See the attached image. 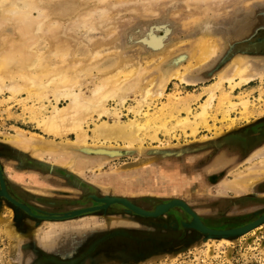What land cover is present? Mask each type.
<instances>
[{"label": "rangeland", "instance_id": "1", "mask_svg": "<svg viewBox=\"0 0 264 264\" xmlns=\"http://www.w3.org/2000/svg\"><path fill=\"white\" fill-rule=\"evenodd\" d=\"M0 1V57L11 60L13 72L43 69L37 81L44 78L49 88L78 76L84 96L108 81L119 82L107 94L134 87L124 107L108 100L107 108L119 109L122 121L137 116L141 87L163 85V95L138 116L158 128L157 138L150 137L154 131L142 132L148 135L143 144L131 148L93 139L95 124L115 119L98 115L86 125V146L64 143L46 135L36 120L39 112L51 113L49 91L41 101L26 92H0V171L18 203L0 196V264H264V222L238 235L264 219V179L241 194L221 189L264 166V140L257 139L264 126V0ZM151 39L161 44L158 49ZM181 55L188 56L164 77L165 63ZM110 59L112 66L100 68ZM237 59L260 76L232 89L219 75ZM131 65L127 79L120 72ZM183 75L192 82H182ZM217 83L206 123L195 136L183 131L177 124L198 112ZM180 102L185 107H177ZM166 128L174 130L168 134ZM18 134L20 141H13ZM49 151L66 160L55 163ZM252 152L263 155L246 159ZM112 198L147 212L183 201L226 238L192 228L193 216L180 206L146 217L122 203L102 202ZM86 209L94 210L72 216ZM23 214L32 223L22 222Z\"/></svg>", "mask_w": 264, "mask_h": 264}, {"label": "bare ground", "instance_id": "2", "mask_svg": "<svg viewBox=\"0 0 264 264\" xmlns=\"http://www.w3.org/2000/svg\"><path fill=\"white\" fill-rule=\"evenodd\" d=\"M9 1H11V0H8V2ZM21 1L24 2V0H20V2H18V0H17L15 2L21 3ZM3 5H4V3H3ZM24 6H26V5H24ZM31 6L33 7V5H31ZM21 7H23V6H21ZM23 9L25 10V8H23ZM150 36H152V35H150ZM152 38H154V37H152ZM148 43L154 49H158L161 45V44L158 45V43H156V41L154 39H151L150 42H148ZM198 51H200L199 56H198V54L196 56L199 57L198 60H200V62L198 61V63L201 64V59H202V56L204 55V51H202V49H200ZM99 52H101V51L96 52L97 54H95V55H98ZM99 54H101V53H99ZM11 56H14V55H10V57ZM187 56L181 55V56H178L173 62H170L169 64L165 63V64H167L168 68L164 69L165 70L164 77H167L168 73L171 71L172 68H177L180 64H182L186 60ZM2 58L0 57V92L3 93L4 89H8L14 95L21 93V92H23V93L26 92L28 95H30L31 98H36V99L41 101L42 99H40V98H43L42 96L45 95V92L49 91V93H47V94H51L54 97V103H52V105L50 107L51 113L47 116H40L41 113L39 112V117L36 116L37 117L36 120L38 122L40 129H42V131L46 135L58 137L62 141H64V143L65 142L69 143V145L86 146L87 139L89 138V136H88L89 131L86 130L87 129L86 125L88 124V121L90 118H93V116L98 115L99 117L107 116L108 118L109 117L115 118L112 121L113 123L108 122L107 118H105L107 121L102 120L98 124L94 123L95 126H94V129L92 131L93 139H95L99 142L102 141L103 144L104 143L110 144L112 142L122 143V144H125L127 147H130V148L135 146L136 144L142 145L144 142L143 136H148L146 134L142 135V132L147 133L149 130L155 132L154 136L153 135L150 136L152 138V140H155L157 138L156 135L158 132L157 131L158 128H156L155 126H151L150 121H147L145 124H143L138 119V116L141 114V111L143 110L142 108L144 107V105L150 106L149 100H151L154 96L155 97L156 96L161 97L163 95V92H162L163 91L162 90L163 85L160 86L159 84H156V83H152V84L149 83L150 85L143 86L138 91L135 89L141 95V99L139 100V104H138L139 109L135 112L137 114V116L134 118H130L127 121H122L120 118L121 116L119 114V111H120L119 109L110 110L107 108L108 100L111 98H116L118 101L117 105L119 106V108H120V106L124 107L128 101L129 93L132 91V89L134 87H127L126 86L125 89L123 91H120L118 94L117 93L107 94L111 91L110 89L117 86V84L119 82V81L118 82L116 81V83L113 84L114 81H112L113 82L112 85L109 86L108 84L110 83V81H108L109 82L107 84L108 86L105 84H100L99 86H97V88L95 90L93 89L94 91H93L91 96H84L81 93L82 90H80V89H82L83 82L80 78H78V76L77 77L76 76H66V77L60 78L58 81H56L53 84L52 87L49 88V87H46L43 85L44 82L42 79H44V78H41V80L37 81V78H39L40 75H42L43 69H42V71L40 70L41 72H38V73L37 72L27 73L25 70H18V69L15 72H13L10 69V67L12 65L8 63V61H11V60H8L9 57L8 58L5 57L8 61L3 60ZM13 61L15 62V60H13ZM13 61L10 63H14ZM114 61H113V59H110L107 62H105L104 64L102 62L103 66H101L100 68L112 66ZM22 64H23V62H22ZM9 65H11V66H9ZM118 66H120V65H118ZM134 67H132V65H131V67L130 66L128 68L126 67L127 69L123 70L120 73L122 75H124V77L126 76L128 79V77L130 78V76H128V75L133 74ZM70 69H69V71H71ZM69 71L67 73L70 74ZM43 72H45V71H43ZM49 72L50 71H48V73ZM12 73L14 75H17L18 79H14V80L11 79L12 81L10 82V84L7 83L9 85H6L5 84L6 79L12 78V76H14V75H12ZM65 74H66V72H65ZM71 75H72V72H71ZM259 76L260 75L258 74L256 69H253V67L250 64H248V63L245 64L243 61L237 59L235 62H233L232 66L228 69L227 73H224V74L221 73L219 75V81L221 83L228 81L230 83L231 88L235 89V88L240 87L242 85H247V84L253 82ZM187 77H186V75H183V76H180V79L182 82H186V83L192 82ZM111 80H112V78H111ZM114 80H117V79L115 78ZM105 83H107V81ZM220 84L217 83L213 88H211L209 90L208 99L204 103L201 104V106L198 109V112L193 114L192 115L193 117H191V118H190L191 115L189 114L190 109L188 108L187 112H188V115H190V116H187V118H184L183 120H181V122L178 123L177 126L179 125V127H181L183 129V131H186L187 129H189L190 131H192V134L195 136V134L199 131V126L202 124H205L207 121L209 109L212 107L214 98L216 96V92H217ZM154 86H156L158 89L156 90L154 88ZM136 91H135V93H136ZM155 91H156V93H155ZM63 102H65V105H64V107H61V104ZM246 104H245V106L248 105V104L247 105ZM185 105H186L185 102H182V103L180 102V103H177L176 106L177 107H185ZM230 106L233 107L232 105H230ZM234 107H235V105H234ZM90 120H92V119H90ZM94 122H96V121H94ZM176 128L177 127H175V129ZM166 130H167V133L170 134L171 131L174 130V128L172 130H169L168 128H166ZM20 135L19 134L16 135V137L13 141H15V142L20 141L19 140ZM71 135H75V140L71 141L69 139V137ZM27 145H29V144H27ZM23 146H24V144H23ZM28 147L29 146H26V145L24 146V148H28ZM49 152H50L49 153L50 155L48 156V158L53 160L55 163H63L66 160L64 155L58 154L57 152L56 153L51 152V151H49ZM100 152H102V151H100ZM258 153H260V152H258ZM221 154L226 156L225 152H223ZM254 154L255 153H253V155H251L250 158H252L253 156H257V155H260V156L263 155V154H255V155ZM80 166L82 167L83 163H80ZM263 179H264V166H262V167L255 166L252 169H250L247 174H245V175L241 174L234 181L230 180L229 181L230 183L224 182L221 185V189L223 190V192L224 191H228V192L231 191V192H234L235 194H241L243 192L248 191L254 184H256L257 182H259ZM142 190H144V189H142ZM23 216H24V214L22 215V218H23L21 220L22 222L32 223L31 220L24 218ZM20 217H21V215H20ZM222 240H224V239H222ZM223 242H225V241H222V243Z\"/></svg>", "mask_w": 264, "mask_h": 264}, {"label": "water", "instance_id": "3", "mask_svg": "<svg viewBox=\"0 0 264 264\" xmlns=\"http://www.w3.org/2000/svg\"><path fill=\"white\" fill-rule=\"evenodd\" d=\"M0 183H1L0 196H4L5 198L10 200L11 202H13L15 204H18L12 197L9 196V194H8V192L6 190L4 179L2 178L1 171H0ZM102 202H104L106 204L122 203L126 207H128V208L134 210L135 212H137L138 214H140L142 216H146V217H158L160 215H163V214L167 213L170 209L180 206V207L184 208L187 212H189L193 216L194 221L190 225L192 228H195V229H197V230H199L200 232H203V233L211 234V235H213L215 237H218V238H221V237H225L226 238V235L220 234L221 232L213 231V230H210L209 228H207L202 223V221L198 218V216L190 209V207L185 202L180 201V200H176V201H173V202H171L169 204L159 206L156 209L155 212L144 211V210L138 208L136 205H134L131 202H129L128 200H126V199H120V198L103 199ZM93 210L94 209L79 210V211L74 212L72 214V216H76L78 214H82L84 212H89V211H93ZM263 222H264V219L261 220L260 222H257V224L255 226H253V227H250V229L248 228L246 230L241 231L240 233H238V235L248 232L249 230L253 229L254 227L258 226L259 224H261ZM229 236H233V235H229Z\"/></svg>", "mask_w": 264, "mask_h": 264}, {"label": "flooded vegetation", "instance_id": "4", "mask_svg": "<svg viewBox=\"0 0 264 264\" xmlns=\"http://www.w3.org/2000/svg\"><path fill=\"white\" fill-rule=\"evenodd\" d=\"M260 130H261V136H259L257 139L258 140H264V126H262L261 128H260ZM260 135V134H259ZM237 145V144H236ZM236 149H238V146L236 147ZM258 152V151H257ZM253 153H256V152H252V153H250L249 154V156L246 158V159H248L251 155H253ZM15 214H17L18 216L20 215V214H22V212H20L19 210H15ZM29 217V216H28ZM30 218V217H29ZM31 220H32V218H31ZM34 220V219H33ZM78 248V245H77V247H76V249ZM76 249H74V250H76ZM85 253H83V254H81V256L82 255H84Z\"/></svg>", "mask_w": 264, "mask_h": 264}, {"label": "crops", "instance_id": "5", "mask_svg": "<svg viewBox=\"0 0 264 264\" xmlns=\"http://www.w3.org/2000/svg\"><path fill=\"white\" fill-rule=\"evenodd\" d=\"M248 86H249V85H248ZM34 180H37V179H35V178L33 179V182H32L33 184H35V183H36ZM34 182H35V183H34Z\"/></svg>", "mask_w": 264, "mask_h": 264}]
</instances>
